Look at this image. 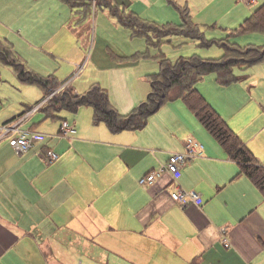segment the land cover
Listing matches in <instances>:
<instances>
[{
  "label": "crops",
  "instance_id": "0c3cea01",
  "mask_svg": "<svg viewBox=\"0 0 264 264\" xmlns=\"http://www.w3.org/2000/svg\"><path fill=\"white\" fill-rule=\"evenodd\" d=\"M108 1L137 16L144 5L180 14L170 1L177 12L162 5L165 0ZM171 1L188 6L197 18L217 0ZM246 2L252 12L244 21L264 0ZM62 7L58 0H0V38L21 59L51 49V13ZM240 70H235L240 82L230 86H220L213 74L197 87L264 166V94L254 100L249 86L264 83V75H253L248 84ZM63 83L73 86L71 79ZM48 99L43 93L35 106L8 119L0 113L1 127L39 108L21 128L34 138L28 154H18L8 141L0 144V264H264V196L182 100L167 106L177 111L176 119L153 121L144 138L148 143H142L135 136L141 131L112 133L103 123L95 125L89 106L82 120L62 117L54 130L43 131L31 121ZM109 99L122 115L142 102L124 113ZM63 122L76 133L63 137ZM189 139L205 148L178 180L165 175L140 185L143 176L168 162L169 151L186 149ZM48 151L60 156L51 165ZM178 189L199 192L203 205L175 203L171 193Z\"/></svg>",
  "mask_w": 264,
  "mask_h": 264
},
{
  "label": "rangeland",
  "instance_id": "374dc122",
  "mask_svg": "<svg viewBox=\"0 0 264 264\" xmlns=\"http://www.w3.org/2000/svg\"><path fill=\"white\" fill-rule=\"evenodd\" d=\"M58 1L63 7L57 10L55 15L51 13L49 30L51 49L47 46L30 51L26 56L21 54V60L41 76L55 75L61 83L71 79L73 87L79 93L87 91L92 83H99L108 91L112 102L118 105L121 112L125 111L124 113H128L134 106L146 100L151 89L150 76L160 71L159 58L162 54L172 62H176L180 57H190L194 54L204 58H219L224 53L217 44L206 46L202 43L205 40H193L181 36L168 37L158 46L150 45L145 35H135L131 29L123 26L118 17L105 6H99L96 10L92 8L91 12L83 13V8L72 10L68 5ZM169 1L161 2L162 5H168L176 11ZM137 11L140 14L137 13L138 16L148 23L155 22L159 25L181 23L180 14L165 12V9L160 6L150 9L144 5ZM251 12L246 0H217L208 11L202 12L193 19L201 25L207 41L226 40L227 36L233 33L231 40L242 48L262 47L264 46L263 32L245 34L235 32ZM84 15L86 18H83ZM151 36L155 41L158 34L151 33ZM80 58L79 62H74ZM240 71V76L247 78L244 81L249 84L255 78L253 75L262 79L264 62ZM211 78L215 76L212 75ZM207 81L208 78L201 83ZM250 85L255 90L254 100L259 101L264 94V83L257 88L255 85ZM238 95L241 101H246L242 89H239ZM42 97V90L35 86L21 84L11 67L0 65V113L5 115L3 119L17 116L25 111L27 105L35 106ZM177 102L166 103L158 112L150 116L147 127L135 133V136L139 138L138 141L148 143L144 138L153 121L160 124L176 119L177 111L168 109L167 106ZM88 109V107H82L78 113L62 110L55 118H47L45 112H39L38 117L30 123H35L43 131H45L44 126L51 131L60 124L62 117H67L69 120L77 117L80 121ZM173 126L172 123L171 127ZM198 142L205 146L201 141ZM184 150L186 149L169 152L182 153L185 152Z\"/></svg>",
  "mask_w": 264,
  "mask_h": 264
},
{
  "label": "trees",
  "instance_id": "16d2710c",
  "mask_svg": "<svg viewBox=\"0 0 264 264\" xmlns=\"http://www.w3.org/2000/svg\"><path fill=\"white\" fill-rule=\"evenodd\" d=\"M60 1L72 10L83 8V13L91 12L92 8L96 10L99 6H105L135 35H145L150 45L158 46L168 37L181 36L193 40H205L202 43L206 46L217 44L224 53L220 58H204L194 54L190 57H180L176 62H172L162 54L159 58L160 71L150 76L151 89L146 100L129 114L122 115L113 108L108 91L100 84L94 83L86 92L76 94L75 88L70 83L62 87L64 83H60L55 75L45 77L29 69L16 54L13 46L0 38V65L11 67L21 83L35 85L43 91L45 98L49 97L42 106L47 118H55L62 110L76 113L81 107L89 106L94 109L95 125L103 123L112 133L138 131L144 129L150 116L158 112L166 103L182 100L229 158L238 164L240 175L246 176L264 196V166L197 87L206 76L213 74L216 75V81L220 86L225 87L240 82L241 78L235 74V70L248 69L263 63L264 46L242 48L230 42L233 33L226 40L207 41L201 25L192 18L188 6L178 5L171 0L170 2L180 13L181 23L178 25L148 23L108 0ZM83 18L86 16L84 15ZM235 32L264 33V4ZM151 33L158 34L155 41Z\"/></svg>",
  "mask_w": 264,
  "mask_h": 264
},
{
  "label": "built area",
  "instance_id": "2783aa9c",
  "mask_svg": "<svg viewBox=\"0 0 264 264\" xmlns=\"http://www.w3.org/2000/svg\"><path fill=\"white\" fill-rule=\"evenodd\" d=\"M39 108L33 112L24 114L21 117L15 119L9 124H5L0 127V144L3 141H8L16 152L20 155H26L30 152L33 147L34 138L25 134L21 128L28 120L32 113H35ZM76 130L68 122H63L61 127V135L67 136L68 134H75ZM204 146L199 142L189 139L186 143V150L182 153H172L167 163L162 165L159 169L154 170L145 176H143L139 183L142 186L153 185L156 181L165 175L171 176L172 182L178 180L181 177L182 169L191 161L201 156ZM60 158L59 154L54 151H48L45 154V160L47 164L51 165L58 161ZM173 185V184H172ZM171 198L175 203L181 206H201L204 202L200 193L195 190L186 191L178 189L171 193ZM227 242V240H225ZM227 242V246H228Z\"/></svg>",
  "mask_w": 264,
  "mask_h": 264
}]
</instances>
